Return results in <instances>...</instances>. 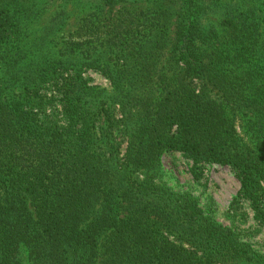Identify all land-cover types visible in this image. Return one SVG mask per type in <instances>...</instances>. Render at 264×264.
Wrapping results in <instances>:
<instances>
[{"label":"trees","instance_id":"16d2710c","mask_svg":"<svg viewBox=\"0 0 264 264\" xmlns=\"http://www.w3.org/2000/svg\"><path fill=\"white\" fill-rule=\"evenodd\" d=\"M161 1L156 22L123 5L105 30L96 19L82 25L90 46L56 51L66 8L28 41L29 0H0V264H264L196 199L159 181L165 150L228 165L260 211L261 0ZM83 64L119 90L74 80L61 117L47 114L41 85ZM118 136L128 139L124 157Z\"/></svg>","mask_w":264,"mask_h":264},{"label":"rangeland","instance_id":"374dc122","mask_svg":"<svg viewBox=\"0 0 264 264\" xmlns=\"http://www.w3.org/2000/svg\"><path fill=\"white\" fill-rule=\"evenodd\" d=\"M29 3L36 14L32 16L30 24L35 33L27 38L28 41L41 36L42 31L40 30L52 23L56 12L66 8L64 9L65 15H63L64 24L56 37L59 43L56 45V51L61 46V51L72 47L90 46L89 42L93 39V34L85 29L80 30L82 25L89 24L90 18L96 19L95 22L101 24V29L105 30L106 23L112 17H118L120 13H123L125 8L122 6L127 5L128 9L135 13H141L140 11L144 10L148 17H151L150 20L156 22L153 20L156 10L160 8L159 5H164V1L161 0H119L116 6H108L101 0H29ZM259 4L264 9V0H261ZM258 13L259 20L264 25V13L262 11ZM168 17L164 14L165 20ZM169 22L172 24L167 27L169 40L164 50L165 55L170 50V38H172L174 28V20L169 18ZM63 54L65 55L66 52ZM168 69L169 66L165 73H168ZM74 80L85 85L88 91H104L111 95L119 90L102 69L89 64L70 65L55 79H46L40 87L39 91H42L45 99L50 102L47 105V114L61 117L62 93L66 90L67 83ZM93 109H96V106ZM114 112V119L122 118L119 104L115 105ZM103 123L100 122V125ZM116 143L120 156L124 157L128 139L118 136ZM160 161L162 174L159 181L161 184L174 192L196 199L208 216L232 229L241 242L249 243L254 250L264 254V202L259 211L254 204L255 200L242 192L240 177L234 168L228 165L196 161L182 152L172 150H165L160 156Z\"/></svg>","mask_w":264,"mask_h":264}]
</instances>
